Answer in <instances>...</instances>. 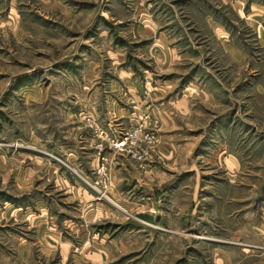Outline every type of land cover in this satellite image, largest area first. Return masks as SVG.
Segmentation results:
<instances>
[{"label":"rangeland","instance_id":"374dc122","mask_svg":"<svg viewBox=\"0 0 264 264\" xmlns=\"http://www.w3.org/2000/svg\"><path fill=\"white\" fill-rule=\"evenodd\" d=\"M0 264H264V0H0Z\"/></svg>","mask_w":264,"mask_h":264},{"label":"crops","instance_id":"0c3cea01","mask_svg":"<svg viewBox=\"0 0 264 264\" xmlns=\"http://www.w3.org/2000/svg\"><path fill=\"white\" fill-rule=\"evenodd\" d=\"M231 1V0H230ZM233 1V0H232Z\"/></svg>","mask_w":264,"mask_h":264}]
</instances>
